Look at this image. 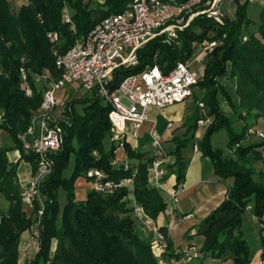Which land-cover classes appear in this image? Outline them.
<instances>
[{"label": "trees", "instance_id": "trees-1", "mask_svg": "<svg viewBox=\"0 0 264 264\" xmlns=\"http://www.w3.org/2000/svg\"><path fill=\"white\" fill-rule=\"evenodd\" d=\"M130 1L103 0L91 7V2L84 4L82 0H22L13 10L10 0H0V131L8 134V141L20 155L16 162L10 161L9 146L0 143V194L10 203L7 216L0 215V264H18L20 237L33 225L22 209L17 167L23 161L31 166L32 174L37 168L36 157L25 153L18 139V135L30 127L42 103L46 82L36 79L46 75L48 82L55 81L59 77L55 67L57 54L65 53L98 22L121 12ZM64 7L70 15V23L64 20ZM250 25L254 31L249 30ZM49 32L58 34L56 45L47 39ZM212 40L220 41V45L203 60L202 79L197 85L212 90L207 115L212 121L198 149L211 161L215 174L222 180L231 178L232 184L227 188L225 199L198 223L195 235L202 237V243L200 247L191 245L198 251L192 262L202 264L206 258H212L249 264V246L240 226L248 208L264 226V177L255 178L248 156L263 149L264 140L246 147L240 143L258 120L264 123V6L255 21L248 17L246 4L237 5L235 18H225L223 25L196 17L180 34V46L176 48L160 40L149 42L138 51L136 67L119 68L113 73L109 90L114 91L124 77L147 66L156 64L166 72L177 61L188 60L197 45ZM21 67L27 72L32 90L30 97L24 94ZM227 74L236 82L237 106L221 88L235 119L243 123L241 132L231 128L229 118L223 115L216 101V79ZM109 110L102 99L85 94L63 103L62 119L49 121L60 128L61 143L58 151L50 154L51 172L39 185L43 207L36 229L39 249L27 264H158L150 243L135 234L134 226L138 221L133 208L129 207L130 201H134L154 222L166 208L161 191L149 182L152 154L133 149L125 142L126 161L118 164L114 160L117 148L113 142L104 150L103 141L107 136L110 138ZM224 128L229 133L230 154L226 156L210 144L211 136ZM179 148L177 145L175 151L176 186L183 183L186 171ZM91 169L102 171L106 179L116 183L132 176L133 182L108 195L90 190L84 200L78 201L75 182L79 178L88 181L87 172ZM59 190L65 195L62 207L58 202ZM40 206L35 200L33 213H37ZM158 230L166 239L164 228L158 227ZM261 247L263 256V238ZM170 255L166 252L165 260L177 263L186 256L185 252L177 254L176 259Z\"/></svg>", "mask_w": 264, "mask_h": 264}, {"label": "built area", "instance_id": "built-area-1", "mask_svg": "<svg viewBox=\"0 0 264 264\" xmlns=\"http://www.w3.org/2000/svg\"><path fill=\"white\" fill-rule=\"evenodd\" d=\"M222 2L223 0H131L121 12L108 15L98 22L65 53L57 54L55 67L59 71V77L51 82L47 81L46 75L36 79L37 82H46L41 107L35 116L40 119L39 134L32 141H28L26 136L32 132L30 126L24 134L18 135L24 152L34 154L37 163L35 173L31 175L29 184L21 193V202L27 209H33L35 200L39 201V185L52 168L49 156L60 147L61 130L49 124V112L59 103L57 93L68 84L78 83L86 93L102 99L110 107V140L117 149L124 151L126 137L136 136L137 130L147 120L149 107L165 109L191 98L202 74L191 70L188 60L177 61L166 72L154 64L138 73L127 75L114 91H110L113 73L119 68L136 67L138 51L151 41L160 40L172 48L179 47L180 34L196 17L202 16L217 25H223L225 15L221 8ZM198 7L202 9L198 10ZM63 17L66 22H71L66 7ZM70 28L75 32L73 24ZM47 39L56 45L59 36L55 32H49ZM218 45V40L203 41L201 45H197L199 53L194 56L193 61H203ZM19 74L24 94L30 97L32 90L27 81V72L21 67ZM59 105L62 106L63 102ZM199 106L203 107V104L200 103ZM204 123V120H200L198 125ZM251 134L264 139L263 133L248 129L246 136ZM161 141V137L151 130L152 160L148 167V177L150 184L157 189L161 187L159 178L163 174L162 166L166 159ZM194 151L197 152L198 148L194 147ZM87 176L91 190L102 195L112 194L116 189L133 182L132 176L116 183L106 179L104 173L97 169L89 170ZM170 198L173 203H177L178 193H171ZM132 208L136 220L154 236L151 248L158 264H196L192 262L198 255L195 246L184 251L186 256L182 262L165 260L166 239L159 232L158 225L144 214L141 207L134 204ZM42 209L41 205L38 217L42 214ZM37 233L35 230L34 234Z\"/></svg>", "mask_w": 264, "mask_h": 264}, {"label": "crops", "instance_id": "crops-1", "mask_svg": "<svg viewBox=\"0 0 264 264\" xmlns=\"http://www.w3.org/2000/svg\"><path fill=\"white\" fill-rule=\"evenodd\" d=\"M239 1V0H238ZM239 5L236 0H223L221 8L228 19L235 18V11ZM250 5H253L252 15L248 16L252 20L258 19L261 8L264 6V0H254ZM251 8H247L250 12ZM203 68V67H202ZM225 79L224 82L222 80ZM230 79L228 74L217 78L216 87H223L226 80ZM236 88V85H235ZM59 93V92H58ZM61 96V95H60ZM196 101L193 89V96L182 103L171 105L165 109H157L149 107L147 109V120L137 130L136 136L126 137V143L133 149L141 152H148L150 154V131L154 130L162 139L161 144L164 143L176 144L180 146L178 154L181 156L182 162L186 166L185 178L182 184L176 186L175 177V149H164L166 159L162 166L163 174L160 176V189L162 196L165 195L164 201L166 208L164 212L159 215L155 223L158 227H163L166 236V252L171 253L170 257L176 259L177 254L186 251L189 246H201L202 237L195 235L198 223L206 217L212 210H214L226 197L228 186L232 184V179H220L215 172L211 161L200 154L199 149L194 151V147L198 148L199 142L205 135L208 125L212 121L208 111L204 112L203 119L195 120L196 114L192 110L185 107V103ZM238 105V99L235 103ZM224 105H227L224 101ZM226 110V109H225ZM223 114L228 116L229 111H223ZM226 113V114H225ZM200 120H204L203 125H198ZM242 123V122H240ZM168 125H172L170 128ZM243 125V124H241ZM39 134V133H38ZM37 135H27L26 139L32 141ZM8 134L5 131H0V143L8 142ZM196 139V140H195ZM191 144V149L188 148ZM117 149L115 151V161L120 164L126 161L125 152ZM262 149H258L256 156L263 160L261 155ZM119 152V153H118ZM230 151H228V154ZM19 152L12 150L8 153V158L12 162L19 159ZM32 173L31 166L21 161L17 167V181L21 188L26 186L30 180ZM91 190L90 181L84 178H79L75 182V199L82 201L86 198V194ZM178 193L177 203H173L170 194ZM134 205V201H130L129 207ZM240 231L243 238L249 246L250 263L249 264H264V254L261 247V239H264V226L257 218H255L250 208L243 216L240 226ZM136 234L153 244L154 236L143 226H138L135 230ZM29 234L23 233L22 239H27ZM195 238H200L199 243H195ZM177 255V256H176ZM202 264H232L230 259L217 260L206 258Z\"/></svg>", "mask_w": 264, "mask_h": 264}, {"label": "rangeland", "instance_id": "rangeland-1", "mask_svg": "<svg viewBox=\"0 0 264 264\" xmlns=\"http://www.w3.org/2000/svg\"><path fill=\"white\" fill-rule=\"evenodd\" d=\"M84 4L90 3L91 2V7H93L96 3H101L103 0H82ZM187 1V0H186ZM190 1V0H189ZM254 0H236V2L239 3V5H245L251 8L250 12L248 11L247 14L248 16L252 15V9L254 8L253 5H250L251 2H253ZM22 0H10V5L11 8L13 10H16L20 4H21ZM202 9V7H198V10ZM225 15V14H224ZM225 18H227L225 16ZM224 18V19H225ZM224 24V23H223ZM249 30L250 31H254V27L253 25L249 26ZM199 53V49L198 46L195 48V50L193 51V54L191 55V57H189L188 59V64L190 65L191 70L197 72L199 75L203 73V61H200L199 63L194 62V56L197 55ZM221 78V77H220ZM225 79L222 80V82H224ZM217 82V79H216ZM41 84H39V86H41ZM235 85L236 82L233 78H230L228 80H226L224 86L227 90H225L227 92V94L230 97V100L232 103H235L237 101V95L235 93ZM211 88L210 87H198L196 86L194 88V95L196 98V101L198 100V102H188L185 103V107H187V109H190L193 111L194 114H196L195 116V120L198 119H203V115L204 112L206 113L208 111V101H209V92H210ZM216 101L217 104L222 112L223 111H229L230 113L227 114L229 120H230V125L231 128L235 131V132H241L242 128H243V123H240L241 121H237V119H235V116L233 115L232 112V108L228 106L227 104V99L225 97V94L222 92V88L221 87H216ZM212 91V90H211ZM86 93L78 83H71L66 85L63 89H61V91H59V93H57V97L59 98V103L58 105L55 106V108L52 109L51 112H49V119L52 121H58L59 119H62L61 115H60V111H62V106L59 105L62 102H68L70 100L73 99H78L83 97ZM61 95V96H60ZM90 95V94H89ZM224 101L226 102L227 105H224ZM202 103L203 107H200L199 104ZM41 107V105H40ZM39 107V109H40ZM77 110L80 111V107L76 106ZM37 110L36 114L33 116L32 120H31V128H32V132L30 134V136L32 135H37L39 133V117H35L38 114ZM226 109V110H225ZM223 113V112H222ZM226 114V113H225ZM224 115V114H223ZM226 116V115H225ZM1 117V114H0ZM35 117V118H34ZM243 119V118H240ZM50 124V123H49ZM51 125V124H50ZM52 126V125H51ZM172 125H170L171 127ZM169 127V128H170ZM252 131H257V132H261L264 134V123L262 120H258L257 124L255 126H253L251 128ZM130 137V135L128 136ZM196 140V139H195ZM228 140H229V133L228 131L224 128V129H220L219 131L215 132L211 138H210V144L211 147L213 149H217L219 150L224 156H226L228 154ZM264 139L258 137L255 134H251L249 137L246 136V134L244 135V140L242 141V143H240V145L246 147L252 144H258L263 142ZM110 138L107 136L104 141H103V148L104 150H108L110 147ZM2 144H6L7 146H9L10 151L15 150V148L13 147L11 142H7V143H2ZM177 146L176 144H170V143H164L163 144V148L164 149H175ZM191 149V144L189 145V147ZM122 150V149H120ZM119 150V151H120ZM9 151V152H10ZM17 151V150H16ZM123 151V150H122ZM8 152V153H9ZM119 153V152H118ZM261 155L263 157V160H261L260 158H258L255 154H252L250 156H248L249 160H248V165L249 167H251L255 173V178L258 177L259 175L264 177V148L261 151ZM69 173V169L65 171V174L68 175ZM32 175V173H31ZM30 175V178H31ZM86 180V179H85ZM30 181V180H29ZM44 181V180H43ZM29 184V182L26 184V186ZM20 186V185H19ZM26 186H24L23 188L20 187L21 193L22 190L24 188H26ZM163 197H165V195H163ZM20 198H21V194H20ZM39 201L38 203H40V205H42L41 202V197L40 195H38ZM58 202L60 207H62L64 205L65 202V195L64 192L62 190H59L58 193ZM22 209L25 213L26 218L31 219L33 221V225L25 232H27L29 235L27 236V239H22L20 237L19 243H18V252H19V258H18V264H27L29 261H31L33 259V256L35 255V253L38 251L39 249V233H37V235L34 234L35 230L37 229V224H38V212L37 213H33L32 209H27L23 204H22ZM41 208V206H40ZM10 210V203L7 201V199L4 197V195L0 194V215L2 216H7L8 212ZM40 210V209H39ZM38 210V211H39ZM37 217V219H36ZM133 218V216H132ZM138 226H143L140 222H136L135 226H134V232L136 230V228ZM145 228V226H143ZM147 229V228H146ZM37 231V230H36ZM24 232V233H25ZM136 234V232H135ZM23 235V234H22ZM21 235V236H22ZM195 243H199L200 242V238H195ZM197 246V245H195Z\"/></svg>", "mask_w": 264, "mask_h": 264}]
</instances>
